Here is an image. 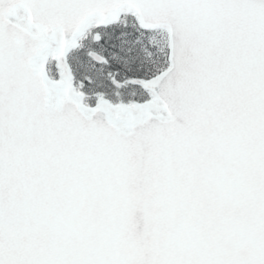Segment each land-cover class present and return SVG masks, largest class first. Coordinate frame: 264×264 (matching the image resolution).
Segmentation results:
<instances>
[{
  "label": "snow or ice",
  "instance_id": "obj_1",
  "mask_svg": "<svg viewBox=\"0 0 264 264\" xmlns=\"http://www.w3.org/2000/svg\"><path fill=\"white\" fill-rule=\"evenodd\" d=\"M0 264H264V0H0Z\"/></svg>",
  "mask_w": 264,
  "mask_h": 264
}]
</instances>
